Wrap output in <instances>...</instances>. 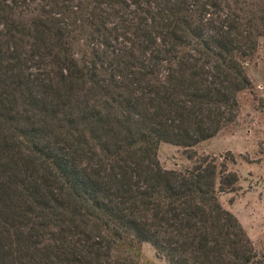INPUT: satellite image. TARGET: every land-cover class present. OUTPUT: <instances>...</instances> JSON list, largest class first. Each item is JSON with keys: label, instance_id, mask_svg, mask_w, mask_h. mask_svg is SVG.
Instances as JSON below:
<instances>
[{"label": "trees", "instance_id": "trees-1", "mask_svg": "<svg viewBox=\"0 0 264 264\" xmlns=\"http://www.w3.org/2000/svg\"><path fill=\"white\" fill-rule=\"evenodd\" d=\"M264 0H0V264H264L202 159L235 123Z\"/></svg>", "mask_w": 264, "mask_h": 264}, {"label": "rangeland", "instance_id": "rangeland-1", "mask_svg": "<svg viewBox=\"0 0 264 264\" xmlns=\"http://www.w3.org/2000/svg\"><path fill=\"white\" fill-rule=\"evenodd\" d=\"M252 88L238 94L240 110L232 123L191 148L160 143L157 158L166 170L191 168L202 159L226 163L238 176L232 191L218 195L223 208L237 219L264 261V39L247 65ZM139 264H165L143 243Z\"/></svg>", "mask_w": 264, "mask_h": 264}]
</instances>
